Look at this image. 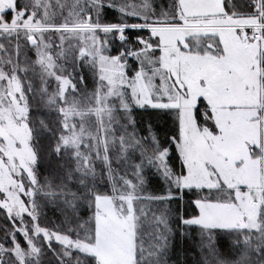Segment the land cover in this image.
Returning <instances> with one entry per match:
<instances>
[{
	"label": "snow or ice",
	"instance_id": "snow-or-ice-1",
	"mask_svg": "<svg viewBox=\"0 0 264 264\" xmlns=\"http://www.w3.org/2000/svg\"><path fill=\"white\" fill-rule=\"evenodd\" d=\"M0 213V264H264V0H0Z\"/></svg>",
	"mask_w": 264,
	"mask_h": 264
},
{
	"label": "rangeland",
	"instance_id": "rangeland-1",
	"mask_svg": "<svg viewBox=\"0 0 264 264\" xmlns=\"http://www.w3.org/2000/svg\"><path fill=\"white\" fill-rule=\"evenodd\" d=\"M51 2L55 5L56 4V0H51ZM61 2H64V0H61ZM107 2H108V0H105V3L107 4ZM130 2H133V0H130ZM55 11H57V12H59V8L57 7V8H55L54 9ZM67 12V10H65V13ZM119 18V14L118 13H116L113 9H108V15H107V19L109 20V21H113V22H115V20L116 19H118ZM133 22H139V21H137V20H135V18H129V23H133ZM127 34V33H126ZM134 39V38H133ZM55 43L56 44H59L60 43V41H59V38H58V36L55 38ZM73 43H76V41H74ZM120 44V42H119V40L117 39L116 41H115V44L114 45H112V47H115V46H117V45H119ZM65 47H67V44H65ZM111 54H116V52H112ZM28 55H29V57L32 59V60H34L35 59V50L34 49H32V50H30L29 52H28ZM23 58V57H22ZM137 62L133 59V58H129V65L131 66V65H133V64H136ZM81 75H83L84 76V79H85V83L84 84H82L81 85V89L83 90L84 88H86L87 89V91H92L94 88H95V86H96V84H95V80H94V75H93V73L87 68V67H85L84 69H83V71L81 72ZM27 79V78H26ZM53 84H54V82H53ZM51 90V89H50ZM53 114H55V113H53ZM34 115H40V114H34ZM40 116H42V115H40ZM55 116V115H54ZM44 118V117H43ZM54 118H57L56 116L54 117ZM156 121L157 120H155L154 122L156 123ZM42 143V142H41ZM44 145H45V142H44V144L42 145L41 144V152H42V154L43 155H45L46 156V154H47V151L44 149ZM138 153L136 154V156H137V159L136 160H129V163H134V162H138ZM114 159H115V154H114ZM130 170V169H129ZM104 187H101L100 188V190L101 191H106V190H104L103 189ZM149 193H151L152 194V192H150L149 190H148V188L146 189V192H145V194H149ZM154 195V194H153ZM145 207H155V205H151V206H149V205H147V203H145ZM50 210H54L55 212H56V214H57V218L55 217V218H52L51 217V215H50ZM46 211H47V217H45V218H42V221L44 222V223H47L48 221H52L53 223H55V224H59L60 223V220L62 219V217H60L59 215H58V212H57V210L55 209V208H52V207H49L48 209H46ZM1 215V214H0ZM4 223V221L3 220H1L0 219V224H3ZM144 224H145V227H144V231H143V234H153V232H154V227L152 226V221H151V213L149 214V217L144 221ZM0 234H2V233H0ZM19 239H21L22 240V237H18ZM46 262V261H45Z\"/></svg>",
	"mask_w": 264,
	"mask_h": 264
},
{
	"label": "trees",
	"instance_id": "trees-1",
	"mask_svg": "<svg viewBox=\"0 0 264 264\" xmlns=\"http://www.w3.org/2000/svg\"><path fill=\"white\" fill-rule=\"evenodd\" d=\"M40 115H42V117H44L46 119H49V120H52V121L56 120V118H54L56 116L55 114H52V115L49 116L47 114V112H42V113H40ZM144 116H145V119H146L147 118V114H144ZM137 118L139 119V116ZM156 123L161 124V126L163 125V122L161 120H157ZM161 136L163 137V127L161 129ZM50 141H51V137L49 135L42 134V140H41L42 143L41 144L43 145L44 142H45L44 149L46 151L48 150V146H49ZM41 144H40V149H41ZM45 163H46V161H45ZM53 163H56V161L53 160ZM177 167H178V164H177ZM103 189L107 190L106 188H103ZM148 190L150 192H152V194H154V195L162 194L161 190H160V185L155 180H153L152 183L149 185ZM49 213H50L52 218H55V217L57 218V214H56V212L54 210H50ZM0 214H1L0 215V219L3 220V213H0ZM2 235L3 234H0V236H2ZM143 240H144L145 247H147L149 244H151L153 242L152 241V234H143ZM44 259L46 261L45 264H47L48 257H44Z\"/></svg>",
	"mask_w": 264,
	"mask_h": 264
}]
</instances>
